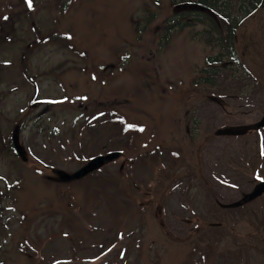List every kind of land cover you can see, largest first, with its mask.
<instances>
[{
	"label": "rangeland",
	"instance_id": "obj_1",
	"mask_svg": "<svg viewBox=\"0 0 264 264\" xmlns=\"http://www.w3.org/2000/svg\"><path fill=\"white\" fill-rule=\"evenodd\" d=\"M31 2L0 0V264H264V194L221 208L264 182V9L216 66L172 0Z\"/></svg>",
	"mask_w": 264,
	"mask_h": 264
},
{
	"label": "trees",
	"instance_id": "obj_2",
	"mask_svg": "<svg viewBox=\"0 0 264 264\" xmlns=\"http://www.w3.org/2000/svg\"><path fill=\"white\" fill-rule=\"evenodd\" d=\"M234 1L237 2L238 6H239L238 9L242 13L241 14L242 17H247L248 15H250L251 13H253L259 9H264V0H172V4H173V2H176V4L196 3L197 5H200V6L204 7L205 9H207L208 11H210L211 14L214 17H216L215 19L218 20V23H220V25L222 27H227L226 29L224 28V30L228 31V33H229L228 36H226L225 38H221L220 41H222V43H220L218 45L219 49L221 50L220 56L217 57V55H216L215 58L217 57V59L211 58V60H208V63H210L212 65L221 66V65H217V63H222L221 59L223 58V60H224L225 57H230V59L236 60L235 52L232 50L227 51L225 54H223V51L226 50L225 49L226 47L224 44L229 43L232 40V34L235 32V30L237 29V27L239 26V23H240L238 19H231L228 16L230 11L234 9V6H235ZM182 14L187 15L188 13H182ZM194 15H197L196 18H203V19H206V20H209L210 22H212L214 25L213 28L215 30H217L218 27L220 28V26L218 25V23L215 22L216 20H214V18L212 16L210 17L209 15H205V14H202L199 12H194ZM8 21L9 20H7L6 22H8ZM5 28L6 27H3L1 29V33L5 32L9 36L10 34L6 31ZM223 64H222V66L226 67V65H223ZM211 72H212V74H217L219 72V70H218V68H215ZM5 144H6V146L10 145L6 141H5ZM107 182L108 181H104V183L109 184Z\"/></svg>",
	"mask_w": 264,
	"mask_h": 264
},
{
	"label": "water",
	"instance_id": "obj_3",
	"mask_svg": "<svg viewBox=\"0 0 264 264\" xmlns=\"http://www.w3.org/2000/svg\"><path fill=\"white\" fill-rule=\"evenodd\" d=\"M178 7H183V9H187V10L195 9V10L204 11L203 8L193 4H183L177 6L176 8ZM263 127H264V116L262 117V120L254 126V128L260 129ZM12 144L19 158L24 162L26 157L23 148L19 144V132L17 127H15L12 132ZM120 155L121 154L119 152H114L107 154L105 157H96L93 160H91L87 165H85L83 168H81L80 170H78L76 173L73 174H67L60 170H54L53 172L56 176L55 180L58 183H69L72 181L81 180L87 175L97 171L105 164L118 160L120 158ZM263 193H264V183H261L255 188V190L252 193L246 195L240 202L232 204L231 207L234 208V207L242 206L245 203H248L256 199L257 197L261 196Z\"/></svg>",
	"mask_w": 264,
	"mask_h": 264
},
{
	"label": "snow or ice",
	"instance_id": "obj_4",
	"mask_svg": "<svg viewBox=\"0 0 264 264\" xmlns=\"http://www.w3.org/2000/svg\"><path fill=\"white\" fill-rule=\"evenodd\" d=\"M26 3L28 4L29 7H32V2L31 0H26ZM7 19V17H5ZM142 130V129H141ZM259 179V177H257Z\"/></svg>",
	"mask_w": 264,
	"mask_h": 264
},
{
	"label": "flooded vegetation",
	"instance_id": "obj_5",
	"mask_svg": "<svg viewBox=\"0 0 264 264\" xmlns=\"http://www.w3.org/2000/svg\"><path fill=\"white\" fill-rule=\"evenodd\" d=\"M193 110H195V109H193ZM191 120H192V118H191ZM192 124H194V123H192ZM255 187V186H254Z\"/></svg>",
	"mask_w": 264,
	"mask_h": 264
}]
</instances>
